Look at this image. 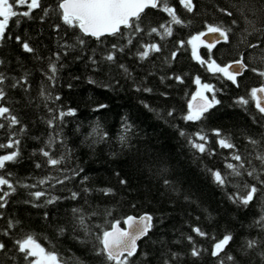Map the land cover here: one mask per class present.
Instances as JSON below:
<instances>
[{"label": "trees", "instance_id": "16d2710c", "mask_svg": "<svg viewBox=\"0 0 264 264\" xmlns=\"http://www.w3.org/2000/svg\"><path fill=\"white\" fill-rule=\"evenodd\" d=\"M170 3L187 26L173 25V35L163 40L156 34L149 36L150 27L169 18L158 10L147 9L142 17L145 31L136 36L132 46L117 53L118 63L124 64L130 75L101 61V53L110 49L112 43L124 44L126 41L106 37L105 43L98 45L95 40L85 37L88 43L84 51L79 46L74 49L62 47L75 44L79 33L62 24L55 11L57 0H42L43 8L49 9L46 17L43 10L37 9L32 13L33 19L17 16L10 20L6 35L12 39L6 38L0 46V60L4 61L0 72L18 79L27 74L31 84L28 92L22 88L7 89L10 98L7 106L27 129L19 134L18 161L7 165L13 182L20 183L8 198L7 207L0 209L3 215L0 241L7 243L8 256L17 257L15 264H25L13 247V241L25 233H35L45 247L54 248L67 264H77V261L106 264L104 258L93 251L94 234L100 231L96 225L107 228L116 220L122 225L126 216L142 213L153 217V227L139 242L131 264H163L165 259L171 260L172 252L178 253L179 259L172 260L171 264H219L221 259L224 264H232L224 253L220 257L211 255L212 237L219 239L225 234L233 237L225 251L239 264H264L261 256L264 253V226L257 224L264 216V188L245 207L233 203L229 195L237 191V184H255V180L247 175L229 177L231 182L222 188L208 171H228L224 167L225 157L231 150L219 148L218 138L214 135L216 129L231 137L239 152L260 168V162L254 156L257 152H264V120L253 103L245 108L236 101L242 96L248 98L250 89L261 86L264 80L249 70L237 78V87L219 74L206 71L192 58L191 47L180 48L178 43L205 30L206 22L223 23L232 27V33L228 43L222 42L212 50V57L224 65L243 56L249 69L264 70V31L249 28L251 34L245 33L247 25L237 11L238 7L244 9L256 28L264 29V0H194L196 9L193 13L184 10L179 0H170ZM221 8L232 11L233 16L224 15L219 11ZM16 20H20L18 25ZM232 20L237 24L231 25ZM16 36L27 41L35 53L23 52ZM147 43L159 44L161 52L140 61L135 53L140 44ZM251 44L259 46L252 48L249 47ZM93 49L95 58L101 61L97 66L89 63ZM174 51L177 56L171 59ZM57 53L60 54L59 71L52 86L45 73L50 58L51 62H56ZM199 53L207 59L206 48L201 46ZM177 76L183 83L175 79ZM197 76L202 83L215 86L220 103L205 113L202 120L185 122L182 116L187 113L188 102L197 91L194 82ZM90 79L96 83H89ZM42 84L53 96L59 95L61 99L49 101L46 107L38 95ZM137 88L141 90L137 91ZM144 88L152 91H143ZM102 104L107 107L99 108ZM145 104L149 107L146 108ZM48 108L75 109V115L65 117L62 123L57 121L56 128L52 129L46 123L51 116ZM169 111L173 112L172 116H168ZM125 125H130L131 129L126 130ZM201 130L208 137L206 147L215 155L201 154L189 144V139H194V134ZM181 131L186 135L181 136ZM55 132L59 133L56 142L46 147ZM102 135L105 138L102 139ZM122 135L127 137L123 144ZM249 138L261 143L254 148L248 142ZM0 142H7L6 129L0 130ZM41 148L54 158L63 156L62 163L56 168L50 167L46 158L40 155ZM10 151L12 149H0V154ZM37 163L41 164L40 168H36ZM74 170L79 175L74 176ZM50 175L59 178L67 175L71 179L55 187L51 183L42 188L20 186L35 184ZM122 179L127 183L121 184ZM86 188L90 191L85 192ZM106 188L112 189L113 194L105 196L100 190ZM38 190H45L49 196L59 199L53 204L45 203L47 197L34 200L29 193ZM72 192L79 193L77 199L70 198ZM73 208L82 209L83 214L90 217L86 223L91 226L92 236L86 237L78 228L74 231ZM109 211L111 216L106 215ZM93 212L97 215H90ZM9 220L19 223L8 230ZM196 226L208 233V237L197 236L192 231ZM61 227L66 229L63 234H59ZM5 230L10 231L9 236L2 234ZM188 236H192L195 246L201 249L199 257L191 256L193 245L188 242ZM81 240L88 243H81ZM249 240L257 242L255 248L245 247ZM0 261L14 264L2 253Z\"/></svg>", "mask_w": 264, "mask_h": 264}, {"label": "snow or ice", "instance_id": "6c2138e0", "mask_svg": "<svg viewBox=\"0 0 264 264\" xmlns=\"http://www.w3.org/2000/svg\"><path fill=\"white\" fill-rule=\"evenodd\" d=\"M179 4L188 13H193L196 9L194 0H179ZM20 8L26 10L20 11ZM43 10V15L46 17L49 15V9L43 8L42 0H0V46H2L5 39H12L11 36H7L6 33L9 29L10 20L17 16L21 18L33 19L32 13L37 10ZM147 9L158 10L167 15L169 18L164 23L158 24V26H152L149 28L147 35L151 36L156 34L161 40L173 35V25L187 26L185 21L177 14V9L174 7L170 0H57L56 14L59 16L63 25L70 29L77 30L79 35L76 36L75 44H64V49H74L79 46L81 51L85 50V45L88 43L85 37L91 38L97 42L98 45L105 43L106 37H114L116 40L126 41L124 44L112 43L110 49H106L101 53V61L111 65L117 66L122 69L127 75H130L128 68L117 61V53H123L126 48L133 45V40L137 35L145 31L142 26V17L145 15ZM224 15L228 17L233 16V12L228 9H219ZM239 14L244 18L245 27L244 32L251 34L249 28L252 31H264V29H257L255 23L248 19L245 15L244 9L237 8ZM254 14V13H253ZM17 25L20 20H16ZM190 23V21L188 22ZM237 21L232 20L231 25H236ZM58 28V26H57ZM204 29L196 34L190 36L186 41H179V47L184 48L185 45L191 47L192 58L196 60L202 67L206 68V71L231 81L233 85L239 86L238 77L242 76L244 72L251 71L254 74L260 76L264 80V70H258L257 68L249 69L248 65L244 62L243 56L240 59L231 61L227 64L221 65L212 57V50L220 43H228L230 34L232 33L231 26H225L223 23L213 24L205 23ZM16 42L21 46L23 52L27 54L35 53V49L25 40H22L20 36L15 37ZM204 47L208 51L207 59L203 58L200 53V47ZM259 45L251 44L249 47L256 48ZM161 52V46L157 43L140 44L135 55L140 61L149 59L153 53ZM67 55V51L65 52ZM177 53L174 51L171 54V59H175ZM39 58V57H37ZM56 62H51L48 67V71L45 73L47 81L52 86L55 85L57 73L59 71L58 62L60 61V54L55 56ZM101 61L95 58V49H93V56L89 57V63L93 66H97ZM4 61L0 60V65H3ZM63 67V65H60ZM178 82L183 83L181 77L175 78ZM11 81L10 83H6ZM195 84L197 85V91L191 96V99L187 105V113L182 116L185 122H198L204 118L211 108L218 105L220 101L216 98V92L218 91L214 85L209 83H202L199 76L195 78ZM89 83H96L94 80H89ZM22 88L25 92H28L31 88V84L28 80L27 74L22 78L9 77L4 72H0V130H7V142H0V149H12V151L5 154H0V209L7 207L8 198L16 192L17 184L19 181L13 182L11 179L12 173L7 171V165L14 164L18 161L20 156L19 146L21 140L19 134L26 132V128L22 125L20 118L13 113V109L8 105L9 95L7 89ZM141 89L137 88V91ZM143 91L151 92V88H144ZM205 93H211V96L205 95ZM39 97L47 103L49 101H59L61 97L59 95L53 96L47 87L42 84L38 93ZM236 103L240 106L247 108L250 103L254 104L255 109L260 114L261 120H264V84L260 87H253L248 92V98L239 97ZM146 108L149 106L144 105ZM107 107V105H99V108ZM51 114L50 119L46 121L49 128L55 129L56 122L64 121L67 116H74L75 109H68L67 111L61 109L48 108ZM173 112L169 111L168 116H172ZM18 129V131H13ZM126 130H130V125H125ZM98 131V130H97ZM181 136H185L186 133L181 131ZM214 135L218 138L216 140L220 149L231 150L230 155L225 157L224 167L228 170L226 173H222L219 170L208 169L214 182L220 187H226L231 181L229 177H243L247 175L256 181L255 184L243 183L237 184V191L229 195V199L233 203H237L247 207L256 198L257 194L264 188V152H257L254 159L260 162V168L258 169L252 164L251 159H246L238 150L236 144L232 141L231 137L225 136L219 129L214 130ZM59 136L58 132H55L49 137L46 147L56 142V137ZM194 139H189V144L192 148L196 149L199 153H207L209 156L215 155L212 149L206 147L208 145V137L206 134L197 132L194 134ZM101 138H105L104 135ZM121 143L127 141L126 136L120 137ZM199 141V142H198ZM63 143V141H60ZM255 148L261 142L255 139L249 138L248 141ZM40 155L46 158V163L53 168L59 166L64 157L57 159L54 158L51 153L45 148L40 149ZM233 161L235 163H233ZM246 164L248 167H246ZM36 168H40L41 164L37 163ZM63 171V170H61ZM82 171V169L80 170ZM73 175H79V172L73 171ZM71 179V177L65 175L63 178L48 176L43 179H39L35 184H20L25 188H37L43 187L46 184L51 183L52 187L56 184H64L65 181ZM87 179V177H85ZM54 182V183H53ZM121 184H126L127 181L120 180ZM168 181H165L167 184ZM85 192L90 191L84 189ZM105 196L112 195V189L106 188L100 190ZM29 195L34 200H40L42 197H47L45 203L53 204L59 197L49 196L45 190H38L30 192ZM79 196V193L72 192L71 199L75 200ZM27 202V201H26ZM39 206V205H33ZM73 217L76 220V227L74 231L78 229L82 230L85 236H92L91 226L86 223V217L83 214V210L79 208H73ZM90 215H97L93 212ZM106 215L111 216V212H107ZM3 215L0 214V219ZM47 218V216H45ZM19 222L8 221L7 229L11 230L16 227ZM257 224L264 226V216H261ZM121 227V221L116 220L110 222L108 227L105 228L101 225H96L100 228V231L94 234L93 251L97 256H102L106 264H131L132 258L137 255L138 245L137 241L143 237H147L153 227V217L150 214H144L139 217L127 216L123 220ZM5 230L2 234L9 236L10 231ZM66 231L63 227L59 229V234H63ZM192 231L199 237L207 238L208 233L204 232L200 227L196 226L192 228ZM187 240L192 244L191 256L199 257L201 249L195 246V242L192 236H188ZM214 241L211 249V255L213 257H220L224 253L226 259L232 264H239L236 258L232 255H228L225 251L233 240L230 234L223 235L222 238L217 239L212 237ZM81 243L87 244V240H81ZM257 242L249 240L246 242L245 247L247 249L255 248ZM13 247L15 252L19 254V257L25 262V264H67L64 258L54 250V248H47L37 238L35 233H25L19 238L13 241ZM0 253L4 254L7 260H12L15 264L17 257L8 256L7 243L0 241ZM146 255V254H145ZM264 258V253H261ZM179 254L172 252L171 260L165 259L163 264H171L172 260H178ZM0 264H4L0 261ZM77 264H83V262L77 261ZM219 264H224V259L219 261Z\"/></svg>", "mask_w": 264, "mask_h": 264}, {"label": "water", "instance_id": "95a60500", "mask_svg": "<svg viewBox=\"0 0 264 264\" xmlns=\"http://www.w3.org/2000/svg\"><path fill=\"white\" fill-rule=\"evenodd\" d=\"M234 61V60H233ZM231 62V61H230ZM229 63V62H228ZM227 64V63H226ZM260 87V86H259ZM144 214H149V213H142V214H140V215H131V216H135V217H139V216H141V215H144ZM128 216H130V215H128ZM127 217V216H126ZM125 217V218H126ZM124 218V219H125ZM121 227H125L123 224L121 225ZM144 238V237H143ZM143 238H141L140 240H138L137 241V245L139 244V242L143 239Z\"/></svg>", "mask_w": 264, "mask_h": 264}, {"label": "rangeland", "instance_id": "374dc122", "mask_svg": "<svg viewBox=\"0 0 264 264\" xmlns=\"http://www.w3.org/2000/svg\"><path fill=\"white\" fill-rule=\"evenodd\" d=\"M205 95H208V93H205Z\"/></svg>", "mask_w": 264, "mask_h": 264}, {"label": "flooded vegetation", "instance_id": "af4514ba", "mask_svg": "<svg viewBox=\"0 0 264 264\" xmlns=\"http://www.w3.org/2000/svg\"><path fill=\"white\" fill-rule=\"evenodd\" d=\"M21 9V8H20Z\"/></svg>", "mask_w": 264, "mask_h": 264}]
</instances>
